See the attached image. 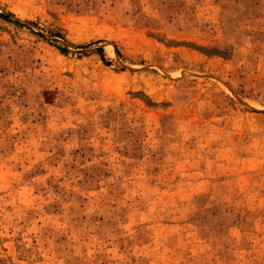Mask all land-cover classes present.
<instances>
[{"label": "rangeland", "instance_id": "1", "mask_svg": "<svg viewBox=\"0 0 264 264\" xmlns=\"http://www.w3.org/2000/svg\"><path fill=\"white\" fill-rule=\"evenodd\" d=\"M0 264H264V0H0Z\"/></svg>", "mask_w": 264, "mask_h": 264}, {"label": "trees", "instance_id": "2", "mask_svg": "<svg viewBox=\"0 0 264 264\" xmlns=\"http://www.w3.org/2000/svg\"><path fill=\"white\" fill-rule=\"evenodd\" d=\"M3 16H6V17H8V15H3ZM17 22H18V21H17ZM61 50H62V51H64V49H63V48H61Z\"/></svg>", "mask_w": 264, "mask_h": 264}]
</instances>
